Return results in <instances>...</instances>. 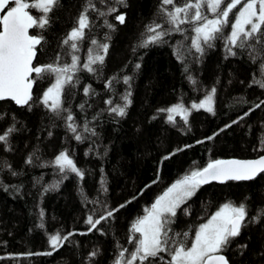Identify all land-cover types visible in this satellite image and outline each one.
I'll use <instances>...</instances> for the list:
<instances>
[{
	"label": "trees",
	"instance_id": "1",
	"mask_svg": "<svg viewBox=\"0 0 264 264\" xmlns=\"http://www.w3.org/2000/svg\"><path fill=\"white\" fill-rule=\"evenodd\" d=\"M240 7L197 52L194 29L205 21L189 19L177 31L162 11L173 6L162 0H57L45 27L31 34L41 37L36 66L71 68L72 57L78 58L60 108L53 112L43 103L53 74L35 79L28 105L0 102V135L6 136L0 141V264H116L123 250L126 260L135 249L130 239L139 235L132 224L176 181L215 160L264 155V87L257 83L264 81V38L255 34L244 47L222 38L230 36ZM201 11L217 18L206 7ZM81 14L88 18L83 38L65 44ZM155 25L165 35L142 46ZM90 56L104 58L90 65L92 71L84 67ZM208 95L213 112L192 107ZM177 104L188 111L187 122L183 114L170 122L160 111ZM61 153L82 175L61 171L55 163ZM226 203L244 204L246 218L221 253L230 264H264V173L201 186L165 225L168 250L144 264H168L171 250L190 246L199 226ZM90 216L100 220L95 228ZM56 234L67 239L53 248L49 237Z\"/></svg>",
	"mask_w": 264,
	"mask_h": 264
},
{
	"label": "snow or ice",
	"instance_id": "2",
	"mask_svg": "<svg viewBox=\"0 0 264 264\" xmlns=\"http://www.w3.org/2000/svg\"><path fill=\"white\" fill-rule=\"evenodd\" d=\"M123 3V0H121ZM57 4V0H36L35 3H28L26 0H0V101L11 100L17 105H28L32 100V87L35 79H42L45 74L55 75V84L47 89L43 94V103L49 106L53 112L60 108V96L65 82L71 81L72 77L67 75L69 71L75 70L78 58L72 57L71 68L68 66L59 67L56 64L44 66H35L33 60L37 54V45L41 44V37L36 34H30L29 30L33 28L43 29L48 23L47 14L52 11ZM162 5H172V10L162 8L169 17V22L176 26L179 31V25L189 22V19L195 22L205 21L195 27L196 37L192 41V46L197 52H202L200 41L205 44L216 39V33H222L223 28L229 25V15L242 5L235 14L234 23H231V34L228 37H222L228 40L232 46L244 47L245 41L259 34L264 38V0H195V3H186L184 6H176L174 0H162ZM207 8L217 17L208 19L202 14L201 9ZM29 8L39 10L43 15L34 17L28 11ZM195 9L194 14L189 17V10ZM183 13V16L181 14ZM117 19L123 23L124 16L120 15ZM88 18L81 14L79 18V27L74 28L64 41H76L83 38V29L87 27ZM249 26V27H246ZM159 25L149 26L148 31L154 33L149 36L142 44L147 46L149 43H156L165 33L157 31ZM243 37L244 39H241ZM92 43H96L93 41ZM71 47L76 49V43ZM105 52L107 45H104ZM231 51V49H229ZM103 56L89 57V61L84 67L88 71L92 63L99 61L103 63ZM139 67V65H137ZM264 73V66H262ZM35 74V76L33 75ZM128 78H125L127 83ZM264 87V81L257 82ZM87 93V89H85ZM215 93V89H212ZM49 101L51 104L49 105ZM213 96L208 95L200 104H193V108H204L208 112H213ZM112 111L118 115H124L123 108H113ZM169 113L168 120L173 121V114H183L187 122V111L182 104H177L168 109H161ZM71 119V117H69ZM69 127H72L69 125ZM75 131V128H72ZM12 129H9L11 132ZM76 139H80L79 136ZM6 136L0 135V141H5ZM264 144V140H262ZM29 162H31L29 160ZM55 163L60 166L61 171L65 167L71 169L77 175H82L72 160L67 155L61 153ZM264 173V156L255 160H215L207 164L202 170L192 171L183 179L176 181L170 188L159 196L150 209H145L146 215L138 218L131 226L132 233L139 235L130 239L134 243L135 249L130 253L128 259H124L125 251L119 253L116 264H135L139 259L140 264H144L149 258H156L159 253L167 249L168 237L165 231V225L172 221L169 216H176V210L188 198L192 197L196 190L202 184L211 181L224 183L229 180L242 181L251 180L257 174ZM108 215H112L111 212ZM246 218V208L244 204L234 206L231 203L224 204L212 217L199 226L195 233L194 241L190 246L180 244L171 250V260L168 264H228L223 255H220L223 249L229 244L230 239L240 234L241 227ZM104 219V217H101ZM87 223L93 228L100 223V220L93 221L90 216ZM187 236V233H185ZM67 237H61L59 234L49 237L53 248L60 246L61 240ZM50 254V253H48ZM95 255V253H93Z\"/></svg>",
	"mask_w": 264,
	"mask_h": 264
},
{
	"label": "water",
	"instance_id": "3",
	"mask_svg": "<svg viewBox=\"0 0 264 264\" xmlns=\"http://www.w3.org/2000/svg\"><path fill=\"white\" fill-rule=\"evenodd\" d=\"M30 12V11H29ZM30 14H32L31 12H30ZM0 15H3V13H0ZM34 29V28H33ZM33 29H30L29 30V33L31 34V32H32V30ZM39 45H37V47H38ZM37 55H38V52H37V54H36V57H35V59L33 60V64L36 66V61H37ZM33 75H35V74H33ZM34 88H35V82H34V84H33V87H32V95H33V92H34ZM5 101H11V100H5ZM1 102V101H0ZM264 156V155H263ZM261 157V156H260ZM260 157H258V158H260ZM258 158H255V159H258ZM233 159H235V160H255V159H236V158H232V159H223V160H233ZM260 174H262V173H259V174H257L254 178H256L257 176H259ZM243 181H249V180H243ZM209 184H222V183H220V182H218V181H211V182H209V183H207V184H202L201 186H206V185H209ZM220 255H223L225 258H226V260L228 261V259H227V257L224 255V254H222V253H219ZM228 264H230V262L228 261Z\"/></svg>",
	"mask_w": 264,
	"mask_h": 264
},
{
	"label": "rangeland",
	"instance_id": "4",
	"mask_svg": "<svg viewBox=\"0 0 264 264\" xmlns=\"http://www.w3.org/2000/svg\"><path fill=\"white\" fill-rule=\"evenodd\" d=\"M36 2V1H35ZM34 2V3H35ZM37 10V9H36ZM39 13H40V16H42L43 14L39 11V10H37ZM246 27H249V26H246ZM62 95V94H61ZM60 101H61V96H60ZM49 103L51 104V101H49ZM198 105V104H197ZM212 106H213V101H212ZM187 114H188V111H187ZM201 187V185L199 186V188ZM199 188L196 190V192H195V194L198 192V190H199ZM194 194V195H195ZM193 195V196H194ZM192 196V197H193ZM192 197H190V198H188L184 203H182L180 206H179V208H177V210H176V214L178 213V211H179V209L188 201V200H190ZM175 217V216H174ZM174 217H171V216H169L168 217V219L170 220L171 218H174ZM211 219V218H210ZM205 223H207V222H205Z\"/></svg>",
	"mask_w": 264,
	"mask_h": 264
},
{
	"label": "flooded vegetation",
	"instance_id": "5",
	"mask_svg": "<svg viewBox=\"0 0 264 264\" xmlns=\"http://www.w3.org/2000/svg\"><path fill=\"white\" fill-rule=\"evenodd\" d=\"M33 14V13H32ZM35 17V16H34Z\"/></svg>",
	"mask_w": 264,
	"mask_h": 264
}]
</instances>
